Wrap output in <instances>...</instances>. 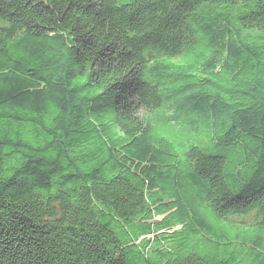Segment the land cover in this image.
Here are the masks:
<instances>
[{"label": "trees", "instance_id": "obj_1", "mask_svg": "<svg viewBox=\"0 0 264 264\" xmlns=\"http://www.w3.org/2000/svg\"><path fill=\"white\" fill-rule=\"evenodd\" d=\"M0 264H264V0H0Z\"/></svg>", "mask_w": 264, "mask_h": 264}, {"label": "rangeland", "instance_id": "obj_2", "mask_svg": "<svg viewBox=\"0 0 264 264\" xmlns=\"http://www.w3.org/2000/svg\"><path fill=\"white\" fill-rule=\"evenodd\" d=\"M238 218H247V219H251V217L250 216H244V217H238Z\"/></svg>", "mask_w": 264, "mask_h": 264}]
</instances>
